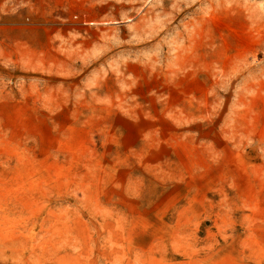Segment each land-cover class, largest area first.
I'll use <instances>...</instances> for the list:
<instances>
[{
	"label": "rangeland",
	"instance_id": "rangeland-1",
	"mask_svg": "<svg viewBox=\"0 0 264 264\" xmlns=\"http://www.w3.org/2000/svg\"><path fill=\"white\" fill-rule=\"evenodd\" d=\"M0 264H264V0H2Z\"/></svg>",
	"mask_w": 264,
	"mask_h": 264
},
{
	"label": "crops",
	"instance_id": "crops-1",
	"mask_svg": "<svg viewBox=\"0 0 264 264\" xmlns=\"http://www.w3.org/2000/svg\"><path fill=\"white\" fill-rule=\"evenodd\" d=\"M2 0H0V2H1Z\"/></svg>",
	"mask_w": 264,
	"mask_h": 264
}]
</instances>
